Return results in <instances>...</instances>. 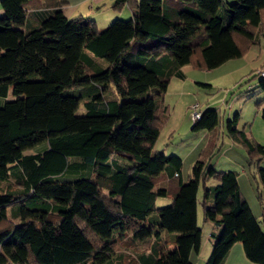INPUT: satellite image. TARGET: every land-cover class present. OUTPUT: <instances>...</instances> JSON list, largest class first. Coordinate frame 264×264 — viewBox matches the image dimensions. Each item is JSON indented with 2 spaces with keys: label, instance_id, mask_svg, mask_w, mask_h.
Instances as JSON below:
<instances>
[{
  "label": "trees",
  "instance_id": "trees-1",
  "mask_svg": "<svg viewBox=\"0 0 264 264\" xmlns=\"http://www.w3.org/2000/svg\"><path fill=\"white\" fill-rule=\"evenodd\" d=\"M36 1L1 0L0 97L14 99L0 108V264H193L201 185L203 222L220 230L205 264H224L237 243L264 264V169L262 228L236 172L198 160L184 182L181 158L152 153L169 116L160 78L243 57L264 39V0H234L226 25L222 0H116L114 9L130 7L132 19L103 30L45 0L58 9L25 31ZM155 88L161 94L152 97ZM200 111L192 131L220 126L217 109ZM238 123V115L227 121V137L251 163L264 161V144ZM209 180L217 184L208 188ZM159 198L170 205L157 208ZM152 238L138 262L121 250Z\"/></svg>",
  "mask_w": 264,
  "mask_h": 264
},
{
  "label": "rangeland",
  "instance_id": "rangeland-1",
  "mask_svg": "<svg viewBox=\"0 0 264 264\" xmlns=\"http://www.w3.org/2000/svg\"><path fill=\"white\" fill-rule=\"evenodd\" d=\"M199 75L203 78L202 82H208V80H212L210 82H213V79L215 78L211 76L215 74H209L208 72H200ZM252 81L256 82V88L249 92L247 91L248 88H243L244 90L242 89V91H235L232 88V90L230 89L232 95L230 97L231 103L229 107L225 104L222 105L219 101L224 97H228L224 86L229 85V81L227 82L222 78V81L212 85V89L206 87L198 88L194 85L198 91L195 92V96L194 92L189 91L190 99L193 101L192 105L200 104L203 106L204 104L207 105V102L214 104L213 108L217 109L221 116L220 126L216 128L213 133L203 130L198 132L192 131V122H190L188 126L184 127L182 125L181 118V115L183 116V111L178 104L179 101L175 100L173 101V106L176 107V114L173 123L177 124V131L172 133L170 129L171 126L173 127L172 124L165 129L163 128L161 136L152 153L154 156L163 154L168 157L176 156L181 158L183 161L182 178L184 182L189 181L192 169L198 160L211 163V166L217 171L236 172L238 174V181H240L243 194H245L247 201L250 203L251 209L255 217L258 219L259 225L263 228L262 214L260 211V195L262 192V185L258 178V170L259 168L264 169V161L251 163L244 148L239 147L238 145H233L226 134V114L231 115V117L233 116L232 120L236 115H238V130L245 131L255 142L264 144V88L260 84V78L253 79ZM187 88L188 87L185 88V93ZM11 99H14L12 93H10L9 98L7 99L0 97V108ZM84 114L85 108L81 107L78 115L83 116ZM179 117L181 119H179ZM205 149L207 150L205 151ZM40 151H42V149L38 148L28 153H38ZM211 183L217 184L214 180H209L206 182V186L209 188ZM203 189V185H201L199 189L198 211L200 214L199 227L203 228L202 239L204 246L206 244L210 245V241L214 242L212 234L217 231L215 230L216 228H214V230L210 229L208 226L209 224H205L202 220ZM170 203V200L159 198L156 202V206L157 208H164L169 206ZM28 208L31 207L28 206ZM8 213L9 217L15 224L20 222L19 219H15L13 217L10 211H8ZM155 241L156 240L154 238L146 241H138L137 246L132 243L122 246L121 250L127 254L134 255L135 261L138 262L137 255H149L153 250ZM239 246L241 247L239 248L241 250L238 252V250H236L237 248H235L229 264H253L247 259L245 253L243 252L241 243ZM134 248L135 250H133ZM211 252L212 249L208 251L207 255H205L204 251L200 256L193 254V260H195L194 262L196 264H205L211 255ZM202 257L205 261L200 263L199 260Z\"/></svg>",
  "mask_w": 264,
  "mask_h": 264
},
{
  "label": "crops",
  "instance_id": "crops-1",
  "mask_svg": "<svg viewBox=\"0 0 264 264\" xmlns=\"http://www.w3.org/2000/svg\"><path fill=\"white\" fill-rule=\"evenodd\" d=\"M60 2L63 3L62 11L64 12L65 16L68 19L80 17L84 20H91V21H94L96 25L98 26V28L101 30L107 28L112 23H114L116 20H123V21L131 20L132 15H133L132 9L128 6L123 7V9L120 11H116L114 9L116 0H60ZM232 3H234V0H222V7L220 9V15L222 19L224 20L225 25L228 23V17L226 15V11H227L228 6L231 5ZM57 9H58V5L55 4L54 1L46 2L45 0H40V1L34 2L28 8L26 24L23 27V30L30 31V30L39 28L46 19H48L55 13ZM3 16H4V11L1 7V0H0V17H3ZM263 67H264V44H263L262 38H258L256 40V44L243 57L236 59V60L226 62L225 64H223L222 66H220L219 68L215 70L203 71V70L194 69L192 66H185L179 69L177 72H175L174 75L168 81L165 78H160L161 83H165V82L168 83L166 92L162 95L163 107H167L169 110V116L164 126V129L168 126H171L172 124L173 127L171 126L170 128L172 133H175L177 131L176 130L177 124L173 123L174 117L176 114V107L173 106V103H174L173 101L175 100L179 101L178 104L183 111V116L181 115L182 125L185 127L190 124L191 120L189 116V111H190L191 105L193 104V101L190 99L189 91L194 92V96H195L196 95L195 92L198 91V89L195 88V86L198 88L206 87V88L212 89L213 88L212 85H215L216 83L222 81V78L227 82L229 81V85L224 86L226 89V93L228 94V97L227 98L224 97L223 99L219 100L222 105L225 104L229 107L231 103L230 97L232 95L230 92V89L232 88L233 90H236V87L240 83L249 81L252 77L256 76L257 72L261 70ZM200 72L201 73L208 72L209 74H215V75H211L215 77L213 79V82H210L212 80H208V82L207 81L202 82L203 78L201 75H199ZM186 87L188 88L185 93ZM243 88L245 89L248 88L247 91L249 92L252 89L256 88V82L251 81L248 85L243 86L240 89V91H242ZM160 94H161V91L158 88H155L152 91H150V96L152 97H156ZM213 106L214 104L210 102H207V105L204 104L203 106L199 104V107L202 110V112L208 109H215L213 108ZM181 118L179 117V119ZM232 118L233 116L231 117V115L226 114L227 121L232 120ZM206 150L207 149H205V151ZM210 185L214 186L216 184L211 183ZM198 198H199V194H198ZM167 200H170V199H167ZM248 204L250 205L249 202ZM260 211L262 214V207ZM199 217H200V214L198 211V226H199ZM202 220H203V213H202ZM205 224H209L208 226L212 230L216 228V227H213L214 224L212 223H205ZM215 230L217 231L216 233L220 232L218 228H216ZM202 237H203V230H202ZM213 244L214 242L210 241V245L206 244L204 245L205 246L204 247L203 239H202L201 249H200V253L198 254V256H200L203 253V251L205 255H207L208 251L212 249ZM239 244L240 243H237L232 248L224 264L230 263V260L232 258V254L235 248H237L236 250H238V252L239 250H241L239 249L241 248ZM169 248L174 249L175 246L171 245ZM193 256L194 255L192 254L191 262L193 264H196L194 262L195 260H193L194 258ZM204 261L205 260L203 259V257L199 260L200 263Z\"/></svg>",
  "mask_w": 264,
  "mask_h": 264
},
{
  "label": "built area",
  "instance_id": "built-area-1",
  "mask_svg": "<svg viewBox=\"0 0 264 264\" xmlns=\"http://www.w3.org/2000/svg\"><path fill=\"white\" fill-rule=\"evenodd\" d=\"M264 43V39H263ZM260 78L264 80V67L259 71ZM202 113L200 111L199 104L191 105L190 107V120L194 124L196 121L200 120Z\"/></svg>",
  "mask_w": 264,
  "mask_h": 264
}]
</instances>
